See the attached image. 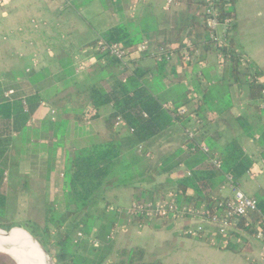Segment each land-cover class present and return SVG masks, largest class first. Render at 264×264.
<instances>
[{
    "label": "trees",
    "instance_id": "16d2710c",
    "mask_svg": "<svg viewBox=\"0 0 264 264\" xmlns=\"http://www.w3.org/2000/svg\"><path fill=\"white\" fill-rule=\"evenodd\" d=\"M92 1L94 0L75 1L74 6L79 10ZM186 2L188 18L184 24L174 29L176 32L174 44L170 38H165V41L158 44L176 54V58L172 61L166 59L162 62L155 61L151 69L135 65L136 68L132 73H125L120 71L122 65L118 60L109 53L97 50L96 55L99 60L104 61L106 66L117 69L119 74L107 78L110 82L108 88L92 86L89 89V103L93 110L112 106V113L105 120L107 129L113 133L116 130L120 133L126 128L129 136L120 139L115 134L110 141L73 151L65 168L62 195L53 198L50 189L55 188L54 184L47 188L46 225L42 233H39L40 236L34 234L37 230L35 225L32 226L35 228L33 234L22 226H8L7 229L0 227L1 230L25 229L44 247L56 264H105L114 253L113 235L118 226L132 224L153 231L173 228L174 224L171 223H158L142 217L124 218L122 212H109L108 206H99L102 202L99 192L122 168L125 162L124 151L142 150L146 143L174 125H180L186 132L193 126L192 115H196L200 121L196 127L197 142L206 145L210 149V155H205L199 150L186 151L185 147L188 144L186 141L182 148L176 150L159 165L156 173L170 176L175 170L186 168L187 175L175 181L170 179L169 188L159 186L152 190L138 191L133 203L158 201L169 192L182 193L183 196L180 195L179 200L184 204L195 203L201 206L205 203L209 209L214 210H219L220 203H226V200L220 196V189L227 183V175H232L234 183L239 185L251 171L254 160L244 151L237 139H233L223 147L212 135L200 133L201 121L205 119L204 101L215 100L213 112L217 116H223L234 107L231 89L237 86L247 87L252 100L251 107L256 110L261 109L264 103V73L257 65L244 61L240 46L232 36V31L237 26V0H186ZM212 3L221 19L233 20L226 43L218 45L217 48L214 47L206 25L205 10ZM199 30H202V33L195 37ZM101 39L110 45H122L129 51L130 63L134 64V61L140 60L136 57L137 53L142 55L141 58L152 56V49L147 52L138 50L145 40L151 38L133 30L129 25L122 24L102 32L100 39L94 44H99ZM211 51L222 57V79L205 87L203 84L205 78L200 75L203 74L200 71L191 81H170L169 68L172 74L176 73L174 62L184 64V52H188L190 59L192 58L189 62L195 60L197 66L207 60ZM26 87V83L0 81V220L7 216L8 193L5 174L8 169L10 148L17 136L26 134L41 102V98L26 90ZM9 91H14V95L6 99L5 93ZM164 104H171L174 111L164 110ZM180 108H186L188 113L183 116L178 115L177 110ZM118 118L123 121L120 128L116 127ZM237 122L245 133L253 132V127L246 117H238ZM48 125L51 133L46 139L49 141L48 147H53L56 151L60 145L58 133L60 126L59 123L53 122L52 118ZM214 155L218 156L221 169L209 162V158ZM141 156L146 158L147 152L142 151ZM149 166L148 162L142 173L143 185L154 182V177L146 175ZM50 174L48 181L53 180ZM254 198L258 201L259 211L250 212L243 218H235L237 230L230 236V247L227 249L219 247V249L242 253V246L248 243L251 237L256 236L260 231L264 232V195ZM222 213H225V209ZM77 230L83 232L85 236V239L78 243L75 242ZM53 232L56 234L52 238ZM217 239L219 243L222 242L220 237ZM238 239H241L242 243L235 241ZM198 241L208 243L206 240ZM96 242L99 243L98 246L95 245ZM121 253L123 256H128L129 264H157L146 262L145 252L140 248L123 249Z\"/></svg>",
    "mask_w": 264,
    "mask_h": 264
},
{
    "label": "crops",
    "instance_id": "0c3cea01",
    "mask_svg": "<svg viewBox=\"0 0 264 264\" xmlns=\"http://www.w3.org/2000/svg\"><path fill=\"white\" fill-rule=\"evenodd\" d=\"M75 1L79 0H0V81L26 83V90L41 98L32 126L28 128L26 134L17 136L10 148L8 169L5 174L8 196L12 191L17 204H19L18 199L22 201L24 196L29 198L26 203L28 205L26 220L28 214L34 212L29 208V204L45 203L43 190L49 188L53 182V180L48 181V174L51 173L50 175L55 179V176L61 172V176L65 178V168L73 151L85 147L77 145L92 143L95 136L100 139L98 143L110 141L114 134L120 139L129 136L126 128L120 133L117 130L113 133L107 129L106 124L99 132L90 129L94 119L100 118L101 114L103 116L104 107L93 110L91 106V110L81 112L74 119L70 118L67 98L78 94L77 83L73 84L76 75L84 74L91 79L92 86L108 88L110 82L107 78L119 74L116 69L113 75L101 79L95 78L96 68L103 70L107 67L105 62L97 57L98 44H94L100 39L101 33L124 24L151 38L145 41L149 42L152 56L134 61L136 66L151 69L155 63L152 67L149 63L156 61L154 53L158 49V44L165 41V38H170L173 43L176 38L174 29L184 24L188 18V7L183 4V0L177 1L172 13H167L165 10L167 0H138L139 3L135 6L131 5L133 0H94L80 7L79 10L74 6ZM254 5L257 4L251 3L248 6L246 0H237V26L233 29L232 36L240 46L244 61L257 65L264 73V21L255 20ZM222 32L220 30V33ZM201 33L202 30H199L195 37L200 36ZM195 62L193 60L182 64L175 61L176 73L172 74L170 68L168 71L170 81L188 82L200 71L203 73L200 75L205 78L203 82L205 87L222 79L223 68L215 51L208 54L205 62L197 66ZM147 65L149 67H146ZM68 82L70 85H67ZM230 93L234 107L223 116H217L213 112L215 100L204 101L205 119L201 121L200 133L212 135L223 147L233 139H237L244 151L254 160L250 173L238 188L249 197L263 196L264 103L261 109H253L247 87H234ZM58 102L63 106L58 107L56 105ZM108 107L110 111L104 115V120L112 113V106ZM52 111L57 112L55 121L51 117ZM241 116L246 117L251 123L253 127L251 134L245 133L239 127L237 118ZM51 118L60 126L58 132L60 145L56 151L53 147V149L48 147L49 141L46 140L51 134L48 125ZM186 141V132L180 125H174L143 146L142 151L147 152L146 158L141 156L140 150L137 151L140 158L150 163L146 175L154 177V182L141 184L143 181L141 174L136 183L130 185L135 189L131 206L138 191L152 190L159 186L169 188L170 179L175 181L187 175L186 168L177 169L170 176L156 173L159 165L176 150L182 148ZM35 180L39 181V188L42 190H32V182ZM220 196L226 199L230 196V191L220 193ZM15 212L19 214V206L15 208ZM183 226L182 222L174 224L172 236L188 240L195 254L186 260L178 261L188 262L186 264H264L262 242L250 239L242 246V253H234L218 249L207 242L185 238L179 233ZM130 228L142 230V234L145 235H151L153 232L149 228L132 224L118 226L113 235L114 241L118 240L122 232H127ZM115 245L117 248L121 244ZM136 247L139 246H122V250ZM145 261L156 263L154 260H146V257Z\"/></svg>",
    "mask_w": 264,
    "mask_h": 264
},
{
    "label": "rangeland",
    "instance_id": "374dc122",
    "mask_svg": "<svg viewBox=\"0 0 264 264\" xmlns=\"http://www.w3.org/2000/svg\"><path fill=\"white\" fill-rule=\"evenodd\" d=\"M139 3L138 0H133L131 5L135 6ZM186 0H183V4H186ZM257 4L254 5L256 8L254 18L258 21H264V0H246V5L250 4ZM194 11V8H193ZM136 57H139L140 60L142 55L137 53ZM135 58V57H134ZM152 59V58H151ZM153 60V59H152ZM154 61V60H153ZM150 62L149 66L152 67L154 62ZM185 62V61H184ZM148 65L146 67H149ZM116 73V69L113 67H105L103 70L100 68H96L94 70V75L96 79L106 78L109 75H113ZM73 84L77 83L78 94L74 96H69L67 98V102L69 103L68 109L71 112V119L77 117L83 111L91 110V105L89 104V89L92 87L90 84L91 79L87 78L84 74H78L75 76L73 80ZM70 85V82L67 83ZM58 107H62L61 103H56ZM110 111V107L106 106L103 110V116L101 114L100 118H95L93 123L91 124L90 129H93L96 132H99L101 128L105 127V120L103 119L104 115ZM235 124V123H234ZM236 125V124H235ZM237 126V125H236ZM234 127V126H233ZM115 135V134H114ZM97 137V138H95ZM94 137V141L89 144L85 145H77L80 146H90L93 144H97L98 136ZM237 138V137H236ZM17 149V148H16ZM142 152V150H140ZM124 164L122 168L119 170L118 174L114 176V178H110L108 183L100 190L99 194L101 196L102 202L99 206H108L109 212L111 211H121L124 218L127 215V210L131 207V201L133 198V193L135 189L131 188V184H135L138 178L141 177V174L144 172V169L147 167L146 160L140 158L137 154V151H124ZM53 179V176H51ZM64 177L61 176V172L55 176L53 182L55 188L50 189L51 194L54 196H61L63 192V185ZM39 181L35 180L32 182V190H42L39 188ZM44 191V199L45 203L43 204H29L30 209H33V213L30 215L28 214V219L26 220V204L29 201L28 196H24L20 201L18 199V203L14 198V194L12 195V191H10L7 201V216L5 219L0 220V227L7 229L8 226H22L28 230L30 233H34L35 228L37 229L34 234L40 236L39 233H42V229L46 225V200L48 190L45 189ZM49 191V192H50ZM33 194V193H32ZM252 197V196H250ZM20 208L19 214L15 212V208ZM33 215V216H32ZM30 225V227L28 225ZM35 225L34 227H32ZM173 225V224H171ZM135 228H130L127 232H122L118 236V240L115 241V244L119 243V247L114 248V253L109 257V259L105 262V264H129L128 256L122 255V246L129 247V246H139L136 248H140L144 250L146 260H154V262L158 264H186L188 262L185 261H178L179 259L186 260L191 255L195 254L193 247L190 245L188 240L182 239L178 236H172L173 229H165L164 231H153L150 235L142 234V230H134ZM80 230H77L76 235ZM171 233V234H169ZM179 233H182L181 231ZM56 233H52V238L55 236ZM216 247V246H214ZM219 249V247H216ZM191 251V252H190ZM152 263V262H151ZM0 264H17L15 260L11 257L0 253Z\"/></svg>",
    "mask_w": 264,
    "mask_h": 264
},
{
    "label": "built area",
    "instance_id": "2783aa9c",
    "mask_svg": "<svg viewBox=\"0 0 264 264\" xmlns=\"http://www.w3.org/2000/svg\"><path fill=\"white\" fill-rule=\"evenodd\" d=\"M178 0H167L165 10L170 13L174 10ZM207 14L206 25L210 31V38L213 41L214 47L218 45H224L228 39L230 33V26L233 20H223L219 17L217 8L214 4H210L205 10ZM220 30L223 31L220 33ZM190 43V42H189ZM97 50L102 53H109L113 58L121 63L120 71L125 73H132L136 66L130 63L129 51L126 50L120 44H107L102 39L97 46ZM141 52L149 51V42L144 41L138 48ZM155 60L162 62L164 59L172 61L176 58V54L172 50H167L165 47H160L154 53ZM218 57L223 66L222 57ZM183 58L185 62L190 61L189 53L184 52ZM14 95V91L5 93V98L10 99ZM26 105V103H25ZM264 105V104H263ZM164 110L170 112L174 111V107L171 104H164ZM264 109V107H263ZM188 113L186 108H180L177 110V114L180 116ZM57 112L52 111L53 121L56 119ZM193 126L186 130L187 145L186 149L191 151L199 150L205 155H210V149L206 145L198 144L196 127L199 125V120L196 115L191 116ZM33 120L29 124L31 127ZM123 125L121 118L117 119L116 127L120 128ZM209 162L215 165L218 169H221V163L218 160V156L214 155L209 158ZM250 173V172H249ZM230 191V196L227 197L226 203L219 204V210L209 209L207 204L197 206L195 203L184 204L180 202L179 197L182 193L169 192L165 197L158 201H147L143 203L134 202L128 210V215L131 217H142L149 221H155L158 223H184L182 228V234L189 239L194 240H206L209 244L227 249L231 245L230 236L237 230L235 218L246 217L250 212L259 211L258 201L254 197H249L244 194L238 185L234 183L232 175H227V183L222 186L220 193ZM225 209V213L222 210ZM247 227L249 224L246 225ZM246 236V234H245ZM218 237L222 239V242H218ZM85 239L84 233L79 231L75 242L78 243ZM250 239L262 242L264 244V232L260 231L256 236ZM234 241V238H232ZM237 243H242L241 239L235 240ZM99 245L98 242L95 243Z\"/></svg>",
    "mask_w": 264,
    "mask_h": 264
},
{
    "label": "bare ground",
    "instance_id": "6f19581e",
    "mask_svg": "<svg viewBox=\"0 0 264 264\" xmlns=\"http://www.w3.org/2000/svg\"><path fill=\"white\" fill-rule=\"evenodd\" d=\"M1 235L6 236L4 233ZM0 253L15 257L19 264H49L43 252L23 230H14L9 238H1ZM26 259H31L32 262Z\"/></svg>",
    "mask_w": 264,
    "mask_h": 264
},
{
    "label": "water",
    "instance_id": "95a60500",
    "mask_svg": "<svg viewBox=\"0 0 264 264\" xmlns=\"http://www.w3.org/2000/svg\"><path fill=\"white\" fill-rule=\"evenodd\" d=\"M14 230H23L24 232H26L27 234H29V236L31 237V239L34 242V244L43 252L44 257L48 261V263L49 264H56L53 261V259L50 257V255L48 254V252L44 249V247L32 235H30V233H28L25 229H22V228H13L10 231H4V230H1L0 229V239L1 238H9L12 235V233H13ZM2 233L6 234V236L3 237V235H1ZM11 258L13 260H15L17 262V264H19L18 261L15 259V257H11ZM26 260L32 262L31 259H26Z\"/></svg>",
    "mask_w": 264,
    "mask_h": 264
}]
</instances>
